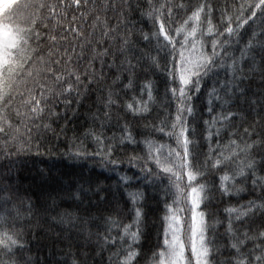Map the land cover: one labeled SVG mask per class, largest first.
Returning a JSON list of instances; mask_svg holds the SVG:
<instances>
[{
  "label": "snow or ice",
  "instance_id": "snow-or-ice-1",
  "mask_svg": "<svg viewBox=\"0 0 264 264\" xmlns=\"http://www.w3.org/2000/svg\"><path fill=\"white\" fill-rule=\"evenodd\" d=\"M216 10L0 3V264H40L42 242L45 264H264V0L224 5L221 27ZM70 107L86 115L69 138ZM61 136L79 171L53 163L25 184ZM245 191L222 220L205 211ZM151 201L163 215L145 248Z\"/></svg>",
  "mask_w": 264,
  "mask_h": 264
},
{
  "label": "trees",
  "instance_id": "trees-1",
  "mask_svg": "<svg viewBox=\"0 0 264 264\" xmlns=\"http://www.w3.org/2000/svg\"><path fill=\"white\" fill-rule=\"evenodd\" d=\"M98 3H104L106 0H97ZM153 2H156V0H153ZM160 2H163V0H160ZM185 3H196L197 0H184ZM208 2L212 3L216 7V12L213 14V23L217 25V27H221L219 21L220 16V8L224 5H228L229 7H233L235 5H238L240 3H245L246 0H208ZM14 3V1L9 2ZM83 11V9H82ZM76 14V13H73ZM112 13H109V17H112ZM90 21V17L88 18ZM152 26V22L150 20H147L146 23H141V27H144L145 31H148V28ZM159 80L163 82V76L161 75L159 77ZM56 111L63 114L65 112L64 107L61 105L56 108ZM68 121H62L60 123L67 124L68 128L70 129L67 132V137H72L73 133L71 129H76L77 132H79L80 129H82L85 125V115H86V109L84 108H74L70 107L68 110ZM55 127V125H53ZM43 135V133H42ZM47 136H51V133H47ZM65 137L61 136L59 140H50L47 142V148L41 147V152L44 153L41 156L34 157L29 161V170L24 172L25 176V184L32 183L33 178L36 177V173L38 169H45L49 165H52L55 163L57 166L61 168V170L65 172H73V171H79V168L73 169L71 167L72 162L68 160L66 157L61 158V154L66 151L65 145H64ZM49 149L51 150L49 152ZM91 151V148H89ZM202 151H207V148H203ZM89 165H91V161L87 162ZM125 171L128 172V175H132L136 169H131V171L128 170V166L124 165ZM211 179V178H210ZM114 183L115 181H110ZM38 183V180H37ZM257 195H259V190H257ZM255 197L250 195L249 192L245 191L241 193L238 197L229 198V197H220L218 193H215L212 197V201L208 206L205 208V211L208 212H215L217 214V217L219 219L224 218V208L228 205L232 206H238V204H244L249 199H254ZM151 209H150V219H149V226L151 229V235L150 238L147 240L145 248L147 247H154V245L157 243V235L160 231L159 228V219L158 217L163 215V213L159 210V205H157L156 201H151ZM218 232L223 234L224 228L219 227ZM35 244V241L33 242ZM32 255L34 257H37L40 264H45L46 257L48 255V249L43 247V242L41 244H38L34 247Z\"/></svg>",
  "mask_w": 264,
  "mask_h": 264
},
{
  "label": "rangeland",
  "instance_id": "rangeland-1",
  "mask_svg": "<svg viewBox=\"0 0 264 264\" xmlns=\"http://www.w3.org/2000/svg\"><path fill=\"white\" fill-rule=\"evenodd\" d=\"M12 1H14V0H8V2H12ZM5 2V0H0V3H4Z\"/></svg>",
  "mask_w": 264,
  "mask_h": 264
}]
</instances>
